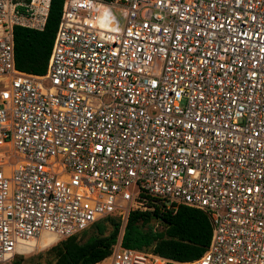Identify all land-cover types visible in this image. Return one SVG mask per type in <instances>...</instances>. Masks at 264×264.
Listing matches in <instances>:
<instances>
[{
  "label": "built area",
  "instance_id": "2783aa9c",
  "mask_svg": "<svg viewBox=\"0 0 264 264\" xmlns=\"http://www.w3.org/2000/svg\"><path fill=\"white\" fill-rule=\"evenodd\" d=\"M49 4L0 0V263L184 205L209 217L200 257L117 242L108 264H264V0H64L46 72L19 71L13 27Z\"/></svg>",
  "mask_w": 264,
  "mask_h": 264
},
{
  "label": "trees",
  "instance_id": "16d2710c",
  "mask_svg": "<svg viewBox=\"0 0 264 264\" xmlns=\"http://www.w3.org/2000/svg\"><path fill=\"white\" fill-rule=\"evenodd\" d=\"M63 3L64 0H50L42 30L13 27L16 69L33 75L46 72ZM153 220L159 221L163 229H154L150 225ZM121 223L119 217L109 216L77 235L62 239L50 249L56 258L55 264L102 262L110 256L118 242ZM211 232L208 215L199 209L184 205L165 211L159 207L152 210L135 209L128 214L120 244L124 248L152 252L180 262L200 257L209 245ZM82 236H85L84 240H81Z\"/></svg>",
  "mask_w": 264,
  "mask_h": 264
},
{
  "label": "rangeland",
  "instance_id": "374dc122",
  "mask_svg": "<svg viewBox=\"0 0 264 264\" xmlns=\"http://www.w3.org/2000/svg\"><path fill=\"white\" fill-rule=\"evenodd\" d=\"M0 88H1V85H0ZM6 151H8V150H6ZM3 153H4V151L0 150V160L4 159L2 157ZM13 161L14 160H12V162ZM116 217H118V216H116ZM126 221L124 223H121V230H120V234L118 237V242L121 241V236H122L123 228L125 226ZM150 225L156 230H162L163 229V225L157 220H153L150 223ZM89 231H91V229L88 230V232ZM108 232H109V229H108L107 233ZM82 237H81V240H84L85 236H82ZM38 239H36L35 241H37ZM60 241H61V239L56 238V240L54 242H52L50 245L45 246V247H41V248H35L34 250L29 251V252H24V249H23V251L20 252L19 254H17L14 258H12L9 261H6L4 263H0V264H55L56 258L54 256V254L50 252V249L52 247H55L57 244H59ZM97 264H108V262L105 259L102 262L97 263Z\"/></svg>",
  "mask_w": 264,
  "mask_h": 264
},
{
  "label": "bare ground",
  "instance_id": "6f19581e",
  "mask_svg": "<svg viewBox=\"0 0 264 264\" xmlns=\"http://www.w3.org/2000/svg\"><path fill=\"white\" fill-rule=\"evenodd\" d=\"M56 240L55 236L48 235V234H42L37 241H27L24 242L20 248L24 249V252H29L34 250L35 248H41L50 245L52 242Z\"/></svg>",
  "mask_w": 264,
  "mask_h": 264
}]
</instances>
